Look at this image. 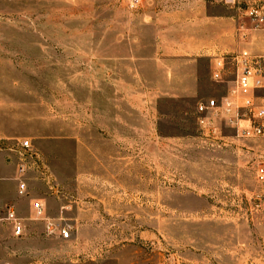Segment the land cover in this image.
<instances>
[{
    "label": "rangeland",
    "instance_id": "374dc122",
    "mask_svg": "<svg viewBox=\"0 0 264 264\" xmlns=\"http://www.w3.org/2000/svg\"><path fill=\"white\" fill-rule=\"evenodd\" d=\"M139 12L127 0H0V137L29 144L53 218L72 229L54 236L58 250L11 264H264V138L238 134L243 111L218 117L217 135L197 113L228 97L236 68L201 62L194 82L111 73L106 46L137 36ZM253 95L264 90L240 92Z\"/></svg>",
    "mask_w": 264,
    "mask_h": 264
},
{
    "label": "crops",
    "instance_id": "0c3cea01",
    "mask_svg": "<svg viewBox=\"0 0 264 264\" xmlns=\"http://www.w3.org/2000/svg\"><path fill=\"white\" fill-rule=\"evenodd\" d=\"M217 4L207 0H144L139 8L137 36H131V33L126 36L123 30L117 38L120 48H111L108 43L106 67L111 73L115 66L134 67L138 75L144 74L145 77L140 78L144 81L173 82L186 75L185 80L194 82L198 80L197 66L201 62L210 74L226 55L242 50L264 55V31L249 29L246 40H240L237 34L240 18ZM147 73L153 78H146ZM22 150L21 145L4 140L0 152V264H11L14 259L28 257L29 252L52 253L61 244L56 237L48 238L45 223L36 219L33 209L35 201H41L46 207V216L55 219L58 199L51 196L53 193L47 190L44 179L32 171ZM22 164L26 167L23 178L18 175ZM22 181L26 184L25 194L19 190ZM9 212H14L22 225L23 232L19 237L6 220ZM22 243L33 246L19 249L18 244Z\"/></svg>",
    "mask_w": 264,
    "mask_h": 264
},
{
    "label": "built area",
    "instance_id": "2783aa9c",
    "mask_svg": "<svg viewBox=\"0 0 264 264\" xmlns=\"http://www.w3.org/2000/svg\"><path fill=\"white\" fill-rule=\"evenodd\" d=\"M156 1V0H154ZM218 3L231 11H235L241 20L237 28L240 40L247 38L246 31H264V0H207ZM144 0H127L130 9H139ZM248 25V28H247ZM227 61H231L236 68V81L228 97L219 104L216 100H210L197 107V113L203 117L200 125L213 135H217L216 121L218 117L227 120L233 112L243 111V119L238 120V134L245 139L264 138V97L256 98L255 95L241 99V91L264 90V55H254L248 50H242L232 57H222L218 63L217 70H224ZM220 73L216 74L219 76ZM247 97V96H246ZM242 101V105H238ZM229 120V119H228ZM242 123L244 125H242ZM4 139L0 137V152L2 151ZM29 144L23 143L27 148ZM26 173V167L22 164L18 168V175L22 178ZM21 194L26 192V184L22 181L19 186ZM35 217L38 221L45 223V233L48 237L58 236L62 240L71 237V227L64 223L63 218L52 219L46 216V207L41 201L33 204ZM6 220L10 222L17 237L22 235V225L14 212H9Z\"/></svg>",
    "mask_w": 264,
    "mask_h": 264
}]
</instances>
